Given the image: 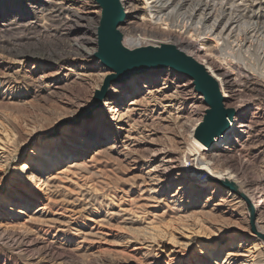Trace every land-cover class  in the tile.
<instances>
[{
	"label": "rangeland",
	"instance_id": "1",
	"mask_svg": "<svg viewBox=\"0 0 264 264\" xmlns=\"http://www.w3.org/2000/svg\"><path fill=\"white\" fill-rule=\"evenodd\" d=\"M61 1L39 0L41 4L35 7H56ZM143 1L147 0L137 1L138 9ZM177 1L153 12L158 16L156 22L166 18ZM234 1L240 8L253 11L261 2L257 18L245 13L238 23L241 35L255 26L260 31L258 36L246 35L248 43L241 46L233 39H220L214 62L226 71L232 72L234 63L246 70V75H235L242 81L235 90L241 91L243 104H253L246 120H254V126L244 142L236 141L219 156L218 167L233 172L248 192L259 197L264 196V0ZM4 3L9 9L17 7L13 0H0V17L5 20L0 21V155L7 159L6 165L0 166V264H208L206 254L217 251L219 245L221 259L233 251L250 250L256 263L264 264V243L251 232V217L256 219L248 208L252 201L240 204L225 192L211 193L215 185L233 192L197 170L199 178L193 181L204 185L199 189L200 197L193 199L188 191L191 185L182 179L183 172L196 168L195 164L187 166L186 158L185 163L180 162L186 157L187 132L193 123L188 119L193 102L177 94L180 86L187 84L183 76L162 75L149 83L137 81L135 89H116L107 107L103 101L108 95L88 118L64 126L62 129L79 127L103 109L106 124L95 122L94 130L103 132L106 139H82L81 130L67 134L69 141L64 139L63 143L73 146V157L44 172L46 185L14 176L15 170L26 163L29 150L40 143V134L59 138L62 129L52 136L57 123L74 119L87 107L110 71L94 60L95 52L90 58L71 55V39L60 33L58 19L47 17V21L27 26L15 14L4 15ZM23 3L32 13L33 2ZM62 4L80 10L78 3ZM190 6L188 2L176 7L174 12L178 14L168 22L167 28L176 31V38L192 40ZM201 11L194 10L191 22ZM87 14L93 18L96 38L100 11L98 15ZM205 14L208 25L216 12L210 9ZM146 15L152 17L149 10ZM163 24L158 28H165ZM203 37H199V44L214 45ZM244 75L261 85L263 91L246 89ZM112 85L118 84L112 82L107 94ZM121 91L123 100L117 103ZM229 102L235 103L233 99ZM256 108L258 115L253 114ZM79 139L85 142L79 143ZM81 150L83 155H77ZM71 162L78 166L70 167ZM23 203L29 205L27 209ZM10 206H14L13 212ZM261 212L264 217V207ZM133 229L148 230L154 238L143 239L133 234ZM171 235L186 246L176 245ZM202 246L207 247L203 252Z\"/></svg>",
	"mask_w": 264,
	"mask_h": 264
},
{
	"label": "bare ground",
	"instance_id": "2",
	"mask_svg": "<svg viewBox=\"0 0 264 264\" xmlns=\"http://www.w3.org/2000/svg\"><path fill=\"white\" fill-rule=\"evenodd\" d=\"M23 1L24 0H13L14 5L17 6L16 9L12 7H10L9 9V7L6 6L4 3V7H7V9H4V12L7 11L4 15H6L8 12L11 14H15V16H17L18 19L20 18V21L25 22L27 26H33L37 21L40 22L46 20L47 17L48 18L52 17L53 19L56 18L59 21H61L62 30L60 31V33H62V35L65 34L68 35L69 38L71 39V42L69 44L70 49L72 50L71 55L90 58L92 54L96 52L97 41L93 29L94 27L91 26L93 18L90 17L89 14H87V13H92L96 15L99 14L100 10L93 0H62L60 4H58V6L56 7H49L48 5H39L38 8H36L35 5L37 6L40 3L39 0H30L33 2L31 8L34 10H32V13L31 12L29 13L28 10L24 8ZM64 1H66V3L80 4L79 5L80 10L74 8L72 9L71 7H64L62 4ZM119 1L122 5V9L125 14L123 24L119 26V31L122 33L123 36L122 43L125 47L132 50L146 46H159L160 44H166V43L177 44L176 46L179 47L181 51H183L186 55L192 57L202 66H204L207 73L215 80V82L218 85V88L223 98L224 108L232 109L234 111V115L232 120L230 119L228 122L227 130L221 136L214 137L211 145H207L202 141H198L197 139H195L194 138L195 127L201 122L204 112L207 110V106L204 103V98L195 91L192 80L184 77L183 75L177 72L172 71L167 67L157 70H148L145 73L133 74L128 79H125V81L118 83V85H112L108 90V94H107L108 99L106 98L103 101L104 108L107 107V105L109 104V101L111 100V97L113 96V93L116 89L118 90L121 89L122 91L131 90L130 87L134 88L137 81H140L142 84L147 82L149 83V82H153L156 78H161L162 75H165L166 78H168L170 74H174V76L176 77L183 76V78L187 80L186 81L187 84H183L182 86H180V88L182 89L178 90L177 94L183 96L184 100H189L193 102L192 104L193 110L190 112L191 116L188 117V119H191L193 123L187 132L188 134L187 141L189 142L186 145L187 154L186 157L182 158L180 162H182L185 158L186 160L190 159L195 164L196 168L192 167L190 173L183 172L182 179L185 183L191 185V188L190 189L188 188V191L191 193L190 195L193 197V199L200 197L199 195L202 193L199 192V189L203 188L201 186L204 185V183L202 182L199 183L197 181L196 182L193 181L195 180L194 178H199L198 175L196 174V170L201 171V173L205 172L211 181L217 182L219 185L220 184L224 185V183L231 184L233 188L236 189L237 194L230 193L227 190L217 185H215V187L214 186L211 187V190L210 189L209 190L211 191V193H215L219 191L225 192L229 197H233L234 199L238 200L240 204L246 201H252L253 204L252 210L256 214V219L253 222L251 232L253 235L258 236L262 241V243H264V217L261 216L262 215L261 209L264 207V196L257 197L256 194H254V192L253 193L248 192L249 190L245 189L244 183L241 184L233 172H231L228 169L222 170L218 167L219 156L221 155L223 156V153L226 151V149H230V147H233L236 141L242 140V142H244L245 139L248 138L250 130L253 128L252 125L254 124V120H252L251 118L246 120L247 113L250 110V108L253 107V104L251 102L249 103L245 102V104H243L244 101L240 100L241 91L235 90L239 86L238 83L242 82L240 80H236L235 75L245 74L246 70L241 68L238 63H234L231 65V67L234 68L233 71L232 72L229 70L226 71L221 66L217 65L214 62V59L217 56V46L219 45L218 43L220 39H223V37L226 40L233 39V41H236L237 44L241 46L243 44L248 43L249 39L246 38V35L251 34L250 37H252L258 33V30L260 31V28H258V26H255L253 28L251 27L252 28L251 30H248L247 27L248 31H246L245 35H241L240 32L242 31L238 30L240 28V25L238 23L240 21V18L244 17L245 13L249 14L250 17L257 18L258 11L261 9V2L255 4L258 6V8L256 11H253L246 7L240 8L234 0H225V2L221 0L219 1L178 0L172 12L168 14L166 18H162L156 22L158 16H154L153 12L156 11V13H158L157 9L162 6L164 7V9L170 7L174 2H176V0L143 1V5L139 9L140 11L144 12V14L143 13L139 14V9L137 8L138 0H119ZM140 1L142 0H139V2ZM188 2L192 4V7L190 6L191 10L188 13L190 26L192 27V30L194 32V34L191 33L190 35L192 37V40L188 38H176L177 36V34H175L176 31H172V29L167 28L170 19H172L174 16L178 14L174 12L176 7L182 8ZM214 5L218 6V9H216L217 7L215 8ZM227 5L229 6L226 7ZM210 9L211 10L214 9V11L216 12V16L212 19V22L210 24L206 25V22H208L209 19L207 18V15L205 13L207 10ZM148 10H149V14H152V17H147V15L145 16V11ZM194 10H202V11L198 16L197 20L195 22H191ZM224 18H226V21L224 24L221 25L222 20ZM0 21L5 22L2 16L0 17ZM162 24L165 26V28L159 29L160 27L158 28V25L162 26ZM141 28H145L146 30L143 31ZM202 35L205 36V38L203 37L205 42L212 41L214 45L207 46V45L199 44L198 40H200L199 37ZM196 44H198V46ZM168 45H172V44H168ZM61 56L62 55L60 54L59 58H62ZM244 79H246L248 85L246 89L248 88L250 90H257L260 92L263 91V87L261 88V85H255L256 83H254L251 77L245 76ZM188 87L190 88V90ZM122 91L120 92L117 98V103L118 102L120 103L123 100L121 99L120 96L123 94ZM133 93L135 92L133 91ZM192 94L196 95V99L192 96ZM231 99H233L235 103H230L229 100ZM99 114L102 115L101 118H99L100 117ZM253 114L254 115L259 114L257 112V108ZM195 115L196 118H194ZM105 118L106 117L102 109L100 111L95 112V114H93L91 118L83 121L81 126L66 127L62 129L60 133V137L57 139L47 138V137L45 138L46 135L40 134V138H41L40 143L36 144V146L33 149L29 150L28 157L26 158V163L22 167L17 168L15 170L14 176L24 179L30 182L31 184L37 183L38 186L46 185L48 178L45 177L44 172L51 171L52 169L57 167V165H59L62 161H66V159L69 160L70 158L73 157V153H74L72 151L73 146L64 145L63 143L64 139H67L69 141V139L66 138V135L71 132H73L74 134L79 133V130H81L82 132H84V134H82L81 137L82 139H85V137H87L88 139L92 138L91 140L94 139V141L96 139L95 142H97L99 141V139L105 138V135L103 134V132L101 133V131L95 132L94 123L97 122L98 125H104L106 124ZM94 134L96 135V137H94L95 136ZM82 139H79L77 141L79 143L85 142V140L83 141ZM83 152L84 151L81 150L76 154L77 155L80 154V156H82ZM6 162L7 159H5L2 155H0V166L1 167L5 166ZM70 165H72L70 167H77L78 163L71 162ZM156 168H160V166H156ZM191 175L193 176V178H191L192 177ZM210 185L211 184H207V187H209ZM197 188L198 190H195ZM23 205H25L23 206V208L25 207L26 209L29 206L27 203L26 204L23 203ZM10 207H11L10 210L13 212L14 206H10ZM248 227L249 226H247V228ZM132 231L133 234H137V236L142 237L143 239L146 240L148 238L150 239L154 238V237L153 238L150 237L151 235H153V233L149 232L148 230L144 232L136 230L135 232V230L133 229ZM172 237L173 236L171 235L170 239L174 241L176 245L179 244L180 246H186L185 243H180V241ZM175 240L177 241L175 242ZM234 244L235 243L231 244V246L234 247ZM220 247L221 246L219 245V247H217V251L215 252L211 251L210 253L206 254V259L208 261V264H258L256 263L257 260L255 259V257L251 255L253 252H251L250 250H247L246 252L243 253H234L235 251H233V253H228L224 259H221V257L219 256L221 253V251H219ZM205 248L207 247L202 246L201 252H203L204 251L203 249ZM231 248H229V250ZM245 253H248L250 257ZM234 255L239 256L240 258H242V260L237 261L236 257L231 258V256ZM243 259H245V261Z\"/></svg>",
	"mask_w": 264,
	"mask_h": 264
},
{
	"label": "water",
	"instance_id": "3",
	"mask_svg": "<svg viewBox=\"0 0 264 264\" xmlns=\"http://www.w3.org/2000/svg\"><path fill=\"white\" fill-rule=\"evenodd\" d=\"M93 1L100 10L96 29V52L93 58L103 68L110 71V74L104 78L100 89L94 91L92 102L80 109L74 119L58 122L52 136H57L64 126L77 125L82 119L88 118L95 109L101 108V102L106 97L107 89L112 82L118 84L133 74L167 67L192 80L195 91L204 98L207 110L201 122L195 127L194 138L211 145L214 137L221 136L227 130L228 122L232 120L234 111L224 108L218 85L204 66L174 45L160 44L132 50L126 48L119 31V26L123 24L125 18L120 1ZM222 186L237 194L231 184L224 183ZM248 208L253 214L251 205H248ZM253 222L254 217H251V228Z\"/></svg>",
	"mask_w": 264,
	"mask_h": 264
},
{
	"label": "built area",
	"instance_id": "4",
	"mask_svg": "<svg viewBox=\"0 0 264 264\" xmlns=\"http://www.w3.org/2000/svg\"><path fill=\"white\" fill-rule=\"evenodd\" d=\"M193 161H194V160H193ZM190 164H194V163L192 162V160L188 159V161H187V166L190 167Z\"/></svg>",
	"mask_w": 264,
	"mask_h": 264
}]
</instances>
